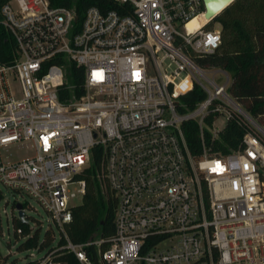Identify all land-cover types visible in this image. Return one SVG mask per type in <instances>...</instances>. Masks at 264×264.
I'll return each mask as SVG.
<instances>
[{"label":"built area","instance_id":"obj_1","mask_svg":"<svg viewBox=\"0 0 264 264\" xmlns=\"http://www.w3.org/2000/svg\"><path fill=\"white\" fill-rule=\"evenodd\" d=\"M107 1L114 8L90 6L81 19L49 0L0 7V24L15 44L13 60L0 63V203L3 191L26 198L14 204L15 238L22 244L41 228L26 215L36 212L29 200L64 238L62 248L90 264L64 225L99 157L95 177L116 200L102 263L264 264V133L228 95V74L191 57L219 48V25L186 28L204 14L202 0ZM194 86L205 97L179 111ZM223 115L245 127L241 146L225 155L204 144L206 134L218 137ZM188 121L198 126V156L188 150ZM26 144L31 156L5 160ZM7 204L0 206V236ZM30 260L59 264L49 255Z\"/></svg>","mask_w":264,"mask_h":264},{"label":"trees","instance_id":"obj_2","mask_svg":"<svg viewBox=\"0 0 264 264\" xmlns=\"http://www.w3.org/2000/svg\"><path fill=\"white\" fill-rule=\"evenodd\" d=\"M7 0H0L1 5ZM52 6H65L76 11L79 19L85 9L96 6L100 10L114 8L107 0H49ZM219 25L221 43L211 55H192L193 61L203 68L221 69L228 74L230 84L227 93L243 111L261 128H264V0H234L206 25L209 30ZM15 57V44L0 24V63H9ZM205 97L197 87L187 92L178 101L179 111L193 109ZM212 117L206 121L210 123ZM183 132L192 156L202 150L198 126L195 121L183 125ZM245 127L236 117L228 119L216 139L208 134L204 144L213 152L221 155L237 150L241 146ZM99 167V157H94L90 171L86 175V192L79 205L71 209V221L64 225L67 239L74 245H82L90 264H104L100 253L108 248L114 235V214L116 200L110 191L97 181L95 170ZM17 226V224H15ZM23 232L28 233L27 227ZM40 228L21 244L20 250L38 246V251L49 255L59 264H82L76 256L65 248L64 238L60 235L54 244L51 229L39 238ZM100 241L95 245L93 242ZM87 244V245H86ZM38 260H28L24 264H37Z\"/></svg>","mask_w":264,"mask_h":264},{"label":"rangeland","instance_id":"obj_3","mask_svg":"<svg viewBox=\"0 0 264 264\" xmlns=\"http://www.w3.org/2000/svg\"><path fill=\"white\" fill-rule=\"evenodd\" d=\"M217 27L215 24L213 28ZM218 28V27H217ZM209 75V73H208ZM225 77H218L216 81L219 84H223L225 82ZM229 84H230V78H229ZM239 105V104H238ZM239 107L243 110V108L239 105ZM226 123V116H221L217 121L215 126L218 129H222L225 126ZM256 124V123H255ZM260 129H262L264 133V128H261L258 124H256ZM8 156L5 157V160L9 161H16L18 159H22L25 157H29L32 155V150L29 146V144L26 145H20L17 146L8 152ZM8 201V204L6 205V215L8 218V223L5 222V218L3 217L2 221V231L3 235L0 236V260H6L9 264H24L30 259L39 258L42 256V252H36L34 250L28 249V250H20L21 246V240L16 239L13 232L14 228L12 224L10 223V219L12 215L16 216L17 212H15L14 204L16 203H23L26 198L19 197L17 195H13L9 192L3 191V200L0 203V206H3L4 201ZM27 202L31 205V207L35 208L36 212L26 210V215L28 217H31L35 219L36 221L40 222L41 228H40V234L39 238L40 240L43 238L44 232L47 229H51L54 233V242H57L58 238L60 237L57 229L49 224V219L47 214L39 207H37L35 204H33L31 201L27 200ZM81 202L79 200L75 201L76 205H79Z\"/></svg>","mask_w":264,"mask_h":264},{"label":"water","instance_id":"obj_4","mask_svg":"<svg viewBox=\"0 0 264 264\" xmlns=\"http://www.w3.org/2000/svg\"><path fill=\"white\" fill-rule=\"evenodd\" d=\"M234 0H202L204 7V15L207 19L212 20L223 9L229 6ZM248 117V115L246 114ZM19 216L22 219L23 213L20 211L21 206L17 205Z\"/></svg>","mask_w":264,"mask_h":264},{"label":"bare ground","instance_id":"obj_5","mask_svg":"<svg viewBox=\"0 0 264 264\" xmlns=\"http://www.w3.org/2000/svg\"><path fill=\"white\" fill-rule=\"evenodd\" d=\"M207 20H209V19H207L204 14H200V15L196 16L195 18H193L192 20H190L186 24V28L189 31L198 29L201 26V24L206 22Z\"/></svg>","mask_w":264,"mask_h":264}]
</instances>
